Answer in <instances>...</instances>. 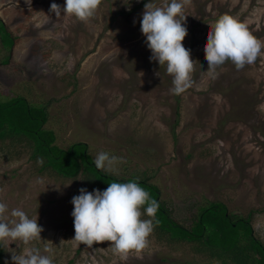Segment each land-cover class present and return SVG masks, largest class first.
Returning <instances> with one entry per match:
<instances>
[{"label":"rangeland","instance_id":"1","mask_svg":"<svg viewBox=\"0 0 264 264\" xmlns=\"http://www.w3.org/2000/svg\"><path fill=\"white\" fill-rule=\"evenodd\" d=\"M148 2L102 0L85 23L50 12L52 3L63 8L65 0H32L31 9L25 0H0V20L16 36L11 50L0 40V93H25L46 105V127L60 146L83 141L93 158L101 151L123 157L118 175L136 174L157 185L177 220L207 200H220L236 214L252 212L254 232L264 242V48L242 70L226 61L215 79L204 51L209 26L224 14L264 42V0H191L185 6L183 44L195 63L193 84L180 95L169 91L173 77L166 65L150 60L140 25ZM152 2L163 6L170 0ZM43 161L24 139L0 141L6 215L21 209L43 228L39 240L1 246L0 264H12V252L32 247L51 255L54 264H205L190 243L153 232L143 250L124 260L109 241L92 248L79 244L73 239L72 198L81 188H105L86 172L64 177Z\"/></svg>","mask_w":264,"mask_h":264},{"label":"clouds","instance_id":"2","mask_svg":"<svg viewBox=\"0 0 264 264\" xmlns=\"http://www.w3.org/2000/svg\"><path fill=\"white\" fill-rule=\"evenodd\" d=\"M25 2L31 9L32 0ZM190 2L170 0L163 6H155L150 0L144 5L140 21L141 32L146 36L145 43L152 53L150 60L158 61L161 67L166 65L167 73L173 77V87L169 91L175 95L182 94L193 84L191 74L195 62L191 58V50L183 44L188 35L184 8ZM101 3L102 0H65L63 8L52 3L50 12L57 17L61 13L74 16L87 23L95 16ZM209 28L204 51L211 78L218 77L217 69L226 61H231L239 71L261 57L264 42L235 17L224 14ZM93 162L97 169L118 175L117 165L125 161L123 157L101 151L94 156ZM38 163H42V160H38ZM71 203L74 205L71 213L75 229L73 239L88 248L109 241L113 253L122 260L127 258L129 252H139L146 247L159 208L158 201L150 199L149 193L135 181L111 182L103 191L95 189L89 192L81 188L80 194L74 196ZM6 213L7 204L0 202V246L5 248L9 240H19L27 245L41 239L43 228L35 218H29L25 211L18 208L12 209L10 215ZM144 214L150 219H141ZM44 252L50 253L51 249L45 246ZM11 260L12 264H54L51 255L42 254L36 247L27 248L21 254L12 252Z\"/></svg>","mask_w":264,"mask_h":264},{"label":"trees","instance_id":"3","mask_svg":"<svg viewBox=\"0 0 264 264\" xmlns=\"http://www.w3.org/2000/svg\"><path fill=\"white\" fill-rule=\"evenodd\" d=\"M0 40L10 50L16 40L1 20ZM9 60L10 54L4 57L3 62L8 63ZM48 120L49 112L43 103L31 102L25 93H15L10 97L0 93V141L6 138L26 140L33 148V157L42 158L45 167L64 177H76L86 172L99 183L98 187L103 185L105 189L111 182H138L149 193L150 199L159 203L152 232L162 239L190 243L204 256L205 264H264V242L254 232L252 212L242 216L230 211L220 200H207L181 222L172 216L161 200V190L157 185L146 178L136 177V174H107L97 169L88 144L78 141L67 147L60 146L56 132L46 127ZM188 219L190 223L186 224Z\"/></svg>","mask_w":264,"mask_h":264}]
</instances>
